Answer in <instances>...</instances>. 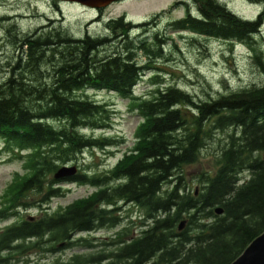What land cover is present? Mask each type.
<instances>
[{
    "label": "trees",
    "instance_id": "1",
    "mask_svg": "<svg viewBox=\"0 0 264 264\" xmlns=\"http://www.w3.org/2000/svg\"><path fill=\"white\" fill-rule=\"evenodd\" d=\"M249 1L264 7V0ZM195 2L197 15L187 11L173 28L243 42L264 74L263 51L255 47L264 8L249 21L215 0ZM124 19L106 23L109 36L103 38L73 39L41 27L17 33L19 56L0 82V144L23 162L24 174L7 186L0 222L20 211H47L52 199L63 196L64 182L94 191L1 229L0 264L34 250L54 253L73 244L75 234L115 227L121 204L139 210L137 235L124 227L109 250L63 264H231L264 231V83L196 99L179 86H157L160 75L152 73L155 88L138 96L135 89L151 60L162 56L164 43L157 34L131 40L134 28L148 23L134 26ZM111 42L115 52L99 58L100 48ZM141 55L149 64L143 65ZM89 89L112 92L140 116L133 147L100 174L82 170L55 180L57 169L85 150L117 147L113 138L85 133L105 128L110 118L107 105L89 97ZM216 133L222 145L210 169L193 175L199 184L194 189L188 167L200 161Z\"/></svg>",
    "mask_w": 264,
    "mask_h": 264
},
{
    "label": "rangeland",
    "instance_id": "2",
    "mask_svg": "<svg viewBox=\"0 0 264 264\" xmlns=\"http://www.w3.org/2000/svg\"><path fill=\"white\" fill-rule=\"evenodd\" d=\"M196 0H121L105 9L94 10L76 3L61 2L59 0H0V82L15 65L19 52L16 43L17 33L27 34L40 27L46 33L57 29L66 33L68 37L80 39L85 36L107 37L106 23L111 19L124 16V22L132 25L148 23L142 28H135L131 40H139L144 36L150 38L157 34L164 43L162 56L153 58L150 69L146 70L144 79L137 85L135 94L142 96L155 88L149 82L152 73L160 75L159 85L170 84L179 86L196 99L216 96L218 94L235 91L264 83V74L254 64L246 44L243 42L230 44L235 40L224 41L220 38L203 36L191 31H178L173 24L185 17L187 11L191 16L197 15ZM218 5L224 6L228 12L237 18L255 19L263 10V6L249 0H215ZM61 5V6H60ZM154 19V20H153ZM42 32V33H44ZM112 38V37H110ZM19 39V38H18ZM115 41V40H114ZM253 41H255L253 39ZM116 42H111L100 48L99 58L115 52ZM255 47L262 49L264 55V21L256 37ZM143 65L149 64L144 55L138 56ZM155 59V60H154ZM2 83V82H1ZM89 97L107 105L110 111L109 122L105 128L92 133L86 130L89 136L113 138L117 147L100 150H85L70 166L77 167V172L90 171L100 174L112 168L134 144L137 126L141 122L140 116L130 110L128 101L121 99L112 92L105 90L93 92L86 90ZM216 140L206 146L201 153V159L188 167L187 180L189 185L197 189L198 182L193 179L198 171L210 169L216 153L221 147V134H214ZM217 141L218 144L216 143ZM0 144V208H3V195L7 186L16 174L23 175V162L3 150ZM64 189L62 197L50 201L46 210L31 209L20 211L14 217L0 222V230L20 220L35 218L44 212L57 211L71 204L73 201L88 196L94 189L88 186H79L73 183H61ZM122 214L120 223L115 227H102L93 232L75 234L73 244L62 247L54 253L34 250L24 256H17L9 264H63L74 256L98 253L109 250V243L114 241L117 233L124 227L131 236L138 233L137 224L139 210L133 206L121 204ZM90 245V246H88Z\"/></svg>",
    "mask_w": 264,
    "mask_h": 264
},
{
    "label": "water",
    "instance_id": "3",
    "mask_svg": "<svg viewBox=\"0 0 264 264\" xmlns=\"http://www.w3.org/2000/svg\"><path fill=\"white\" fill-rule=\"evenodd\" d=\"M61 2H70L82 5L84 7L102 10L110 6L115 2L121 0H59ZM77 174V167L70 165H63L57 169L54 173L53 178L55 180H64L72 178ZM217 214H221L222 210L217 208L215 210ZM184 221H182L178 229L182 230ZM231 264H264V232L256 237L244 251L231 263Z\"/></svg>",
    "mask_w": 264,
    "mask_h": 264
},
{
    "label": "bare ground",
    "instance_id": "4",
    "mask_svg": "<svg viewBox=\"0 0 264 264\" xmlns=\"http://www.w3.org/2000/svg\"><path fill=\"white\" fill-rule=\"evenodd\" d=\"M256 4H260L261 6H263V4L258 3V2H256ZM60 6H61V5H60ZM263 8H264V7H263ZM262 11H263V10H262ZM262 11L260 12V14L262 13ZM260 14H259V15H260ZM259 15H258V16H259ZM258 16H257V17H258ZM238 17H239V16H238ZM257 17H256V18H257ZM256 18L253 19V20H251V19H244V20L254 21V20H256ZM263 21H264V20H263ZM263 21H262V23H263ZM261 25H262V24H261ZM134 26H136V25H134ZM134 29H135V28H134ZM260 29H261V28H260ZM224 41H227V40H224ZM228 42H229V41H228ZM236 43H239V41L230 42V44H236ZM76 175H77V174H76ZM216 209H217V208H216ZM216 209H215V210H216ZM214 212H215V211H214ZM215 213H216V212H215ZM175 214H176V213H175ZM216 214H217V213H216ZM178 230H179V229H178ZM180 231H181V230H180ZM263 232H264V231H263ZM263 232H262V233H263ZM262 233H261V234H262ZM261 234H260V235H261ZM257 237H258V236H257ZM98 260H99V259H98Z\"/></svg>",
    "mask_w": 264,
    "mask_h": 264
},
{
    "label": "flooded vegetation",
    "instance_id": "5",
    "mask_svg": "<svg viewBox=\"0 0 264 264\" xmlns=\"http://www.w3.org/2000/svg\"><path fill=\"white\" fill-rule=\"evenodd\" d=\"M228 41V40H227Z\"/></svg>",
    "mask_w": 264,
    "mask_h": 264
}]
</instances>
